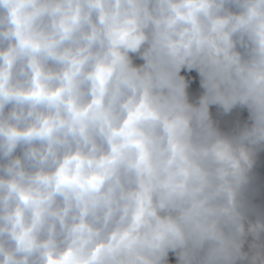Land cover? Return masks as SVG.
<instances>
[{"label":"clouds","instance_id":"9594fccd","mask_svg":"<svg viewBox=\"0 0 264 264\" xmlns=\"http://www.w3.org/2000/svg\"><path fill=\"white\" fill-rule=\"evenodd\" d=\"M0 264H264V0H0Z\"/></svg>","mask_w":264,"mask_h":264},{"label":"rangeland","instance_id":"374dc122","mask_svg":"<svg viewBox=\"0 0 264 264\" xmlns=\"http://www.w3.org/2000/svg\"><path fill=\"white\" fill-rule=\"evenodd\" d=\"M194 87H198V84H195Z\"/></svg>","mask_w":264,"mask_h":264}]
</instances>
